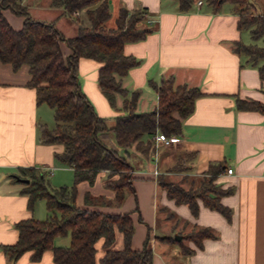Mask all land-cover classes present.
Here are the masks:
<instances>
[{
    "label": "crops",
    "instance_id": "obj_1",
    "mask_svg": "<svg viewBox=\"0 0 264 264\" xmlns=\"http://www.w3.org/2000/svg\"><path fill=\"white\" fill-rule=\"evenodd\" d=\"M197 1L194 0L189 10L182 11L177 0H109V26L115 25L121 6L145 7L156 19L151 25L146 22L151 31L143 39L124 44V52L140 60L122 78L124 87L141 90L137 110L148 111L157 106L158 93L151 80L160 82L170 75L176 84L197 86L203 94L195 100L193 112L182 119L180 140L175 145L158 144L162 147L158 155H141L143 163L134 172L138 177L134 180L136 195L128 194L117 207L92 208L131 212L135 224L132 247L141 249L148 239L153 264H264V112L237 106V98L264 102V79L258 65L251 63L247 54L234 50L235 40L252 41L245 32L249 29L238 27L239 13L234 4L226 1L216 11L206 0L201 5ZM22 3L29 10L35 6L37 19L54 21L66 36L78 33L75 19L63 7L51 5L50 0H23ZM10 10H5L7 18L20 28L24 17ZM64 51L69 53V47L64 46ZM100 65L94 58L82 57L79 79L99 115L112 124L114 117L123 113L125 97L118 94V108L111 105L98 82ZM30 78L28 64L14 69L11 63L0 60V264H57L51 249L40 260H32L28 251L14 261L5 252L4 245L18 240V221L49 216L45 199L36 200L29 208V196L21 191L23 184L14 181L12 176L19 174L21 167L39 168L47 176L55 169L73 171L56 157L64 150L63 143H46L39 138L40 124H46L44 105L47 103L37 102L36 88L29 85ZM154 142H157L155 138ZM130 150L136 151L134 146ZM216 162H223L226 169L218 173L215 181L223 189H232L221 196V202L232 209L230 218L201 199L195 216L187 203H177L159 184L158 175L164 173L170 180L181 179L187 188L197 186ZM228 168H233V172L229 173ZM107 173V170L98 173L97 178L101 176L105 181L97 187L96 183L87 185L88 180L78 183L77 205L86 206L87 190L95 195L115 197V190L105 184ZM137 201L141 206L139 211ZM148 201L151 203L146 213ZM161 208L165 213L159 228ZM195 225L211 227L216 236L205 238L202 247L184 237L182 241L162 239L175 233L184 236ZM167 226L172 234L168 233ZM70 241V235L55 238L57 245H68ZM184 245L195 248V252H183ZM96 246V264H103L100 260L106 251L103 237ZM124 246V233L116 228L110 247L123 249Z\"/></svg>",
    "mask_w": 264,
    "mask_h": 264
},
{
    "label": "trees",
    "instance_id": "obj_2",
    "mask_svg": "<svg viewBox=\"0 0 264 264\" xmlns=\"http://www.w3.org/2000/svg\"><path fill=\"white\" fill-rule=\"evenodd\" d=\"M22 1L0 0V60L11 63L14 69L29 65V85L36 88L37 102L47 103L55 117L54 127L40 124L39 138L46 143L64 144V150L56 157L73 168L74 182L52 188L44 171L21 167L20 173L13 175L12 179L23 184L21 191L29 196V208L36 200L45 199L49 216L18 221V240L4 245V250L14 261L28 251L32 260H40L43 253L51 249L57 264H96V242L103 237L106 247L100 259L103 264H153V250L148 247V239L143 248L132 247L135 224L131 212H109L92 206H120L127 189L135 192L136 165L130 160L133 156L130 149L135 146L136 151L147 155L153 149L158 132L180 134L182 119L193 112L195 100L203 92L187 83L176 84L173 75L160 82L151 80L158 93V104L152 110H137L141 90L124 87L122 78L140 60L126 54L124 44L141 40L151 31L146 23L147 8L121 6L115 25L109 26V0H50L51 5L63 7L64 12L78 23V33L68 37L54 21L33 17ZM177 1L182 11L189 10L194 3V0ZM206 1L216 11L226 1L234 4L239 13V29H249L254 40L250 43L235 40L234 50L247 54L249 61L258 65L264 79V45L256 42L264 39V12L258 11L252 0ZM8 8L24 16L20 28L7 18L5 10ZM64 46L69 47V53L64 51ZM82 57L94 58L101 63L98 82L113 107L118 108V94L125 97L123 113L117 114L112 124L99 115L81 86L78 66ZM237 106L264 112V102L254 99L237 98ZM225 169L223 162L212 163L197 187L187 188L181 181L166 180L164 173L158 175V181L170 198L177 203H187L195 216L199 213L201 199L205 205L230 218L232 209L221 202V196L232 189H223L215 181L218 173ZM102 170L108 171L106 185L115 190V197L95 195L87 190L86 206L77 205L78 183L88 180L94 184ZM116 228L124 233L123 249L110 247L115 240ZM58 235H70V244H55ZM215 236L211 227L195 225L183 237L202 247L205 238ZM162 239L176 241L172 235L162 236ZM195 250L183 246V252L187 254Z\"/></svg>",
    "mask_w": 264,
    "mask_h": 264
},
{
    "label": "rangeland",
    "instance_id": "obj_3",
    "mask_svg": "<svg viewBox=\"0 0 264 264\" xmlns=\"http://www.w3.org/2000/svg\"><path fill=\"white\" fill-rule=\"evenodd\" d=\"M253 2L255 3V6H256V8H257V10H259V11H261V10H263L264 11V0H253ZM9 9V8H8ZM31 11V12H30ZM10 12H12L13 14H15V15H17V16H19V17H24L22 14H17L14 10H10ZM29 12H30V14L33 16V17H35V18H37V8L35 7V6H33V8H32V10H29ZM114 17V15L112 16V18ZM71 22H74L73 20H70ZM107 24H109V20L107 21ZM246 32V34H249V41L250 40H252L251 42H254V40L253 39H251V33H250V31L248 30V31H245ZM258 44H260V45H264V39L263 38H261V39H259V40H257L256 41ZM44 108H46V117L44 116V122H46V124L49 126V127H54V125H55V117H54V111H53V109L49 106V105H47V104H45L44 105ZM154 146H153V149L151 150V152L150 153H148L147 155L148 156H151V154L153 155V154H155V155H158V150H159V152H162V147H159V145H158V143L156 142H154V144H153ZM134 148H135V146H134ZM133 156L131 157L130 156V160L136 165V166H140V164H141V162H142V160H143V158H141V153L140 152H138V151H134L133 153ZM161 154V153H160ZM146 155V154H145ZM151 162V166H154V161H152V160H150ZM143 163V162H142ZM162 167V166H161ZM53 170V169H52ZM166 171V170H165ZM22 178H25V177H22ZM48 178H49V183H50V186L52 187V188H57V187H60V186H62V185H71V184H73V182H74V172L71 170V169H60V170H58V169H55V170H53V172H49L48 173ZM170 178V177H169ZM136 179H138V177H136L135 178V180ZM164 179H166V180H170V179H168V177H165V175H164ZM175 179H178L177 177L175 178ZM101 181H105V179L104 178H101V176H98V178H97V180L94 182V184H91L92 186H94L95 185V183H96V187L97 186H99V184H100V182ZM176 181H181V179H179V180H176ZM86 184L88 185L89 184V182L87 181L86 182ZM106 184V183H105ZM79 186V185H78ZM102 186L104 187V186H106V185H104V183H102ZM198 186V185H197ZM197 186H195V187H197ZM131 193H133L134 195H136V191L134 192L133 190H130V189H127V193H126V196L128 195V194H131ZM137 203H138V205H139V208L141 207L140 206V202L139 201H137ZM147 203V206H145V211H146V213H147V208H148V206H150V201H148V202H146ZM114 207H117V206H114ZM139 211V210H138ZM165 212H164V210H163V208H161L160 209V211H159V228H161L162 226L161 225H163V218H162V215L164 214ZM152 229V228H151ZM166 229H168V233H171L172 234V230H171V228L169 227V226H167V228ZM192 231V230H191ZM176 234V233H175ZM175 234H172V235H174L175 236Z\"/></svg>",
    "mask_w": 264,
    "mask_h": 264
},
{
    "label": "built area",
    "instance_id": "obj_4",
    "mask_svg": "<svg viewBox=\"0 0 264 264\" xmlns=\"http://www.w3.org/2000/svg\"><path fill=\"white\" fill-rule=\"evenodd\" d=\"M203 3V0H198L197 4L201 5ZM79 12H75V14H78ZM156 21V19L152 16H148L147 18V22L151 25ZM156 141L158 142V144H162L165 146H173L175 145L179 140V136L177 134H173V135H167L164 132H158L155 137ZM228 172L232 173L233 172V168H228ZM156 173H158V171H156Z\"/></svg>",
    "mask_w": 264,
    "mask_h": 264
},
{
    "label": "water",
    "instance_id": "obj_5",
    "mask_svg": "<svg viewBox=\"0 0 264 264\" xmlns=\"http://www.w3.org/2000/svg\"><path fill=\"white\" fill-rule=\"evenodd\" d=\"M19 179H21V180H29L28 178H22V177H19ZM174 237L177 240H181L183 238V235L182 234H175Z\"/></svg>",
    "mask_w": 264,
    "mask_h": 264
}]
</instances>
